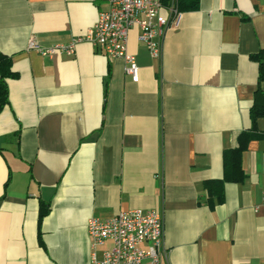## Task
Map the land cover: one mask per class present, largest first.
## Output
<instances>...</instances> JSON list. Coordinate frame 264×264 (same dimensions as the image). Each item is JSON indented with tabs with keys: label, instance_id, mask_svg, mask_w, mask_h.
Returning a JSON list of instances; mask_svg holds the SVG:
<instances>
[{
	"label": "crops",
	"instance_id": "crops-1",
	"mask_svg": "<svg viewBox=\"0 0 264 264\" xmlns=\"http://www.w3.org/2000/svg\"><path fill=\"white\" fill-rule=\"evenodd\" d=\"M166 30L159 61L131 28L121 59L78 42L103 0H0V52L11 56L0 110V264H93L86 223L128 210L163 219V264H264V119L241 157L244 178L223 201L224 153L252 131L264 89V0H199ZM48 214L37 229L39 206Z\"/></svg>",
	"mask_w": 264,
	"mask_h": 264
},
{
	"label": "built area",
	"instance_id": "built-area-1",
	"mask_svg": "<svg viewBox=\"0 0 264 264\" xmlns=\"http://www.w3.org/2000/svg\"><path fill=\"white\" fill-rule=\"evenodd\" d=\"M103 1L107 9L98 14L96 22L83 37L47 49H41L31 39L27 48L44 57L59 51L72 55L75 45L84 41L98 48L107 59L123 60L125 74L132 82H137L135 58L126 50L129 30L138 29L139 42L145 45L152 60L159 61L164 33L180 12L174 0ZM85 232L90 239L91 251L106 243L110 245L100 260L92 254L93 264H163V219L155 210H128L109 219L93 217L88 219Z\"/></svg>",
	"mask_w": 264,
	"mask_h": 264
},
{
	"label": "trees",
	"instance_id": "trees-1",
	"mask_svg": "<svg viewBox=\"0 0 264 264\" xmlns=\"http://www.w3.org/2000/svg\"><path fill=\"white\" fill-rule=\"evenodd\" d=\"M179 12H194L199 8V0H174ZM252 59L258 66V80L264 82V52H259ZM17 78V73L12 69L11 56L0 52V110L8 104V81ZM256 102H261L259 106L256 103L250 109L249 115L252 123V131L241 132L237 135L235 146L224 153V181H208L204 187L209 196L215 198L217 203L223 201L224 182H241L244 174L241 168V157L249 141L257 136L254 133L257 119H264V89H259L255 95ZM49 208L45 205L39 206L37 229L40 237V224L43 218L48 214Z\"/></svg>",
	"mask_w": 264,
	"mask_h": 264
}]
</instances>
